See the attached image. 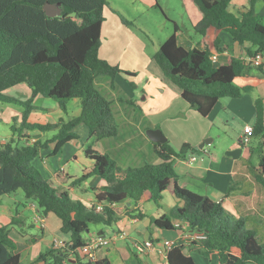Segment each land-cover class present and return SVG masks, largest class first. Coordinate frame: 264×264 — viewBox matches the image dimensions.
Listing matches in <instances>:
<instances>
[{
	"label": "trees",
	"instance_id": "trees-1",
	"mask_svg": "<svg viewBox=\"0 0 264 264\" xmlns=\"http://www.w3.org/2000/svg\"><path fill=\"white\" fill-rule=\"evenodd\" d=\"M202 11L195 31L201 35L202 46L185 48L179 44L180 26L174 23V32L161 44L153 58L164 76L181 89L182 98L201 116H208L216 103L227 97H241L252 85L240 86L239 78L251 77L254 66L241 58H232L229 64L215 65L210 55L222 50L221 34L226 32L233 41L246 47L247 53H264V18L256 11L253 0L246 12L239 15L229 10L231 0H193ZM60 4L59 16L47 15L46 3ZM108 0H0V101L19 103L22 122L12 126L14 134L26 142L19 146L14 139L0 143V197L22 189L27 201H32L38 213L44 217L53 213L61 220V231L70 235L64 247L53 246L40 253L33 261L25 263L11 235L10 225L0 226V264H112L108 258L83 261V248L90 224L115 225L120 219L122 205L133 218L136 210L128 202L137 203L144 194L161 208L160 202L170 191L180 203L168 212L153 218L160 229H179L184 225L190 234L205 236L190 242V250L197 249L209 258L216 255L219 264H264V241L256 229L243 216H236L220 201L183 187L174 166L176 158H186L194 147L184 143L177 150L167 141L152 142L160 163L145 161L142 165L122 167L109 154L85 149L90 163L72 186L80 187L88 178L106 179L108 184L95 188V203L85 204L72 198L69 190L60 191L44 177L34 160L42 149L55 143L56 155L63 147L78 138L77 129L86 126L88 136L98 139L117 137L120 124L113 108V100L104 95L97 82L109 79L117 89L116 76L120 71L134 76L135 72L122 70L100 56L102 25ZM122 20L125 18L122 16ZM126 22V21H125ZM25 83L33 96L55 99L64 112L73 98L81 101L80 114L55 123L32 122V112L41 110L33 99L22 101L6 95V91ZM134 86V83L131 82ZM119 98L129 104V99ZM254 137L260 139L261 155L256 181L264 188V106L257 100ZM51 138H31L30 132L48 133ZM29 131V132H28ZM252 151V150H251ZM233 181L227 194L233 190ZM102 205L101 211L96 209ZM179 222L180 226L175 224ZM167 264H197L194 257L185 252L183 245H176L167 255Z\"/></svg>",
	"mask_w": 264,
	"mask_h": 264
},
{
	"label": "crops",
	"instance_id": "crops-1",
	"mask_svg": "<svg viewBox=\"0 0 264 264\" xmlns=\"http://www.w3.org/2000/svg\"><path fill=\"white\" fill-rule=\"evenodd\" d=\"M140 1L144 2V4L151 10L156 7L162 9L164 7L161 0ZM251 1L252 0H231L229 4V10L232 13L239 15L249 9ZM108 2L109 6L106 7L104 11L105 20L102 25V44L99 51L100 56L108 60L111 64L118 65L122 70L135 72V75L132 76L134 78L132 82H138L139 84H136L143 86L144 89H149L148 91L146 90L147 92L145 93L146 95H150V99L147 101L146 96L142 99L145 101L143 102L142 100L138 101V99L134 97V94L130 92V95L132 96L131 98L127 99L133 101L134 105H131L126 101L127 105L122 111V117L125 119V124L129 130L135 127L138 130V135L140 136L145 125L147 127L146 130L148 128H160L162 129L163 134L167 137V141L174 143V139L168 133V130L171 131V128L173 125H175L174 121H178L180 114L182 113L186 118V123H184V125L190 127L195 123H198L201 126L197 134L191 131V133H193L192 136L188 134L185 136L184 143L194 145L195 142L200 141L201 137H206L209 135L210 130L216 124H219V121H224L225 119L230 121L232 118L234 119V115L237 113V104L241 105V109L248 108L251 112L250 115H254L256 118L257 100L261 99L264 106V68L253 67L250 72V78H239L236 80V83L240 86L252 85V89L250 91L244 92L241 97H227L220 99L208 116L201 117V115L194 108L192 109V107L182 98L181 89L164 76L162 69L153 58L154 54L158 51L163 41L155 44L156 48L154 53L147 54L144 50V44L142 43L140 35L133 31L130 26L131 23H135V21L138 20L132 21V19L129 18L130 16H127L126 10H123L122 6L113 5L110 0H108ZM253 2L256 11L264 18V0H253ZM179 4V18L167 16L168 20L172 21L173 23H177L180 26V30L178 32L179 44L185 48L202 46V37L194 29L195 25L201 20L203 16L202 11L193 0H177V5ZM122 16L125 18L126 22L122 20ZM182 22L187 23L188 26L186 27V25H182ZM141 24L143 23L141 22ZM142 27L144 29L142 31H148L146 25L143 24ZM221 46L222 50L217 52L218 61L215 65L229 64L234 57L242 59L244 55L248 54L246 47H250L249 44L242 46L238 42L233 41L231 35L226 32L221 34ZM116 78L117 80L121 81L119 85L123 89L130 91L126 83L122 81L120 75H117ZM108 86L111 87L110 84H108ZM111 90L113 89L111 88ZM26 95L28 99L32 98L29 97L30 94L28 95V93H26ZM120 97H122V95ZM38 98H40V96H38ZM38 107L41 110L32 112L29 120L32 122L44 123L43 121L45 120H43V117L40 113L47 108L42 104ZM48 113L49 112L46 114L50 115ZM154 117H159L160 123L159 121L158 123L153 122ZM59 119L61 120L63 117L60 116ZM55 122L56 121L53 123ZM84 128L86 129V126ZM131 134L132 137L136 136L134 133ZM30 135L33 139H37L36 136H38L39 139H42L46 134L30 132ZM178 135L179 134L176 136ZM189 136L191 137L189 138ZM14 138L15 134L13 133L11 136H9V138L0 140V143H5L8 140ZM47 138H51V136ZM95 138L97 140V145L93 147L95 150L110 155L112 153L117 158L119 157L117 151L123 149L122 146L116 145L110 141V138L116 137H108L103 139H98L97 137ZM87 139H90L88 135L86 137V140ZM86 140H81L80 136V139H76L67 143L56 155L52 154L55 143H50L47 148L42 149L40 153L41 155L37 157L35 163L42 171L44 177L49 182L51 181L50 183L52 186L56 187L60 191L69 190L72 198L79 199L85 204H91L95 203L96 201L94 189L107 185L108 181L106 179L93 176L81 183L80 187L72 186L71 184L73 180L76 177H79V171L78 169H75L74 172H70L68 169V167H70V161L72 160H74L75 163L83 165L84 168L82 173L84 172V169L90 168V163L86 157L82 159L80 155L81 152H84L85 154V149L87 148ZM104 140H106L105 143L108 141L109 146L107 148L100 147V145H98L102 144ZM25 142L26 139L24 140V143ZM131 149L133 152V160L129 161V163L135 161V165H142L145 162L144 159L146 158L140 156L141 153H143L146 157H151V151L154 152L153 144L149 137L143 140V144L141 146ZM251 150L252 147H247L246 159L249 157ZM244 152L245 151H243L242 154ZM189 156L190 154L188 153L186 158H176L174 161V166L179 173V184L192 190L196 188L200 189V185H198L200 180L202 189L204 191L203 194L205 193V195H208L215 201H220L224 207L234 215L247 218L246 214L242 212V209L245 208L246 203L239 195L238 197H240V200L237 199L236 196H233L235 195L233 194L234 191L238 187L237 176L242 174V169H240V167L238 168L239 173H237V169L235 168L237 166V162L227 161V166L230 167L231 170L220 173L214 171L212 168L217 163L215 157L211 156L212 163L194 165L195 161L190 162ZM155 161L156 162L153 163L162 162L161 159ZM123 166L128 167L130 164H126L124 162ZM210 171H212L214 175L210 176ZM230 173L234 176H231ZM209 177L211 178L210 180ZM207 180L208 182H206ZM232 181L234 184L233 190L231 192L232 194H227L228 188ZM197 189L195 191L198 192L199 190ZM169 196L173 199L172 195ZM149 199L150 195L149 193H146L137 203H133L131 201L130 204H128V206L136 210V212H134L135 215L141 213L142 217L133 218L132 216L128 215L126 209L120 205V219L115 225L107 226V231H105L103 228L97 230H91V228H89V231L85 235L87 243L98 235L112 238L115 233H120L122 231H126L127 233L126 237L113 238L111 239V242L108 246L98 249L97 259L108 258L112 264H167L168 261L166 256L160 255L156 251H150L144 254H138L134 251L133 242L135 240L143 241L146 239H152L159 244H161L166 239L171 240L175 243V245H183L185 252L194 257V252L189 249L190 242L188 241V238L191 234L185 225L179 229L167 230L160 229L152 223L153 218L159 217L162 213L168 212L171 208V205L176 204V201L173 199L174 202L167 210L163 209L161 206V208H157L155 211L152 210L154 214L150 215L144 208V203ZM26 202L28 205L21 209V202L13 197L12 194L0 197V226L10 225L12 238L20 249L22 256L24 255V252L26 253L27 251L31 259L34 260L39 254L35 252V249H32L33 246L31 245L34 243L37 244L38 242L48 241V246L50 247L49 249H51L53 246H55L57 240L67 242L70 239V235L67 234L68 236L60 238L56 237L55 234L57 231H61L60 218L55 214L50 213L45 217L44 224L38 222L35 219V204L32 201L26 200ZM29 216L32 217L34 223L37 222L41 224L43 232L41 236H36L35 234L28 232V228L34 225L28 224L27 217ZM46 234L53 236L52 238L47 239L44 237ZM214 257L217 256L214 255L213 258ZM83 261L89 260L85 257ZM75 262V257H70L69 263L75 264Z\"/></svg>",
	"mask_w": 264,
	"mask_h": 264
},
{
	"label": "rangeland",
	"instance_id": "rangeland-1",
	"mask_svg": "<svg viewBox=\"0 0 264 264\" xmlns=\"http://www.w3.org/2000/svg\"><path fill=\"white\" fill-rule=\"evenodd\" d=\"M110 1L113 5L122 6L123 10H126L127 16H130L129 18L132 19V21L138 20L135 21L136 24L133 22L131 23L130 26L133 31H135L138 35H140V38L142 39V43L144 44V50L146 51L147 54L154 53L156 48L155 44L160 41L164 42L174 32V23L168 20L167 16H174L179 18L178 10L180 4L177 5V0H161L164 6L163 9L156 7L152 10L149 9V7H147L144 4V2L140 0H110ZM141 22L144 25H146V28L148 30L146 32L148 34L142 31L144 29L142 27L143 24H141ZM183 24L184 26L186 25V27L188 26L187 23L182 22V25ZM117 75H120L122 81L126 83L130 91L123 89L119 85L121 81L117 80V78H116L118 84L117 89H113L112 87L108 86V84H110L108 79H102L99 80L98 82V86L104 92V95L113 100L114 112H116L119 124L121 126L120 134L116 138H110V141L115 143L116 145H121L123 149L117 151L119 156L118 158L112 153L111 156L122 167H124L123 166L124 162L126 164H130L131 166H134L135 161L129 163V161L133 160V152L131 148H138L143 144V140L147 139L148 137L146 134L147 127L146 125L143 127V132L141 133L140 136L138 135L137 132L138 130L135 127L129 130V128L125 124L126 123L125 119H123L122 117L123 116L122 111L127 104L125 101H121L118 97L119 95H122V98L124 99L131 98L132 95H130V92H132L134 94V97L138 99V101H141L146 96L148 101V99H150V95H146L145 92H147L149 89L147 88L144 89L143 86L138 85L139 84L138 82H136L138 84L133 82L134 83L133 86L131 82L133 81L134 78L131 75H126L125 73H123V71H120ZM111 88L113 90H111ZM5 93L10 97L17 98L22 101H26L28 99L26 93H28V95L30 94L29 97H32V99L34 100L33 101L34 105L40 106L42 104L44 105V107L47 108L46 110H43L41 113L39 112L43 117V120H45L43 121L44 123H53L54 121L58 122L60 121L59 119L60 116H62L65 119V121H67L79 115L81 111V101L79 98H73L69 100L68 110L67 112H64L61 109L59 103L55 99L45 98L43 96H40V98L34 97L31 89L25 83L14 86L8 89ZM21 109H24V106L20 105L19 103H15V102L7 103L0 101V140L7 139L9 138V136H11L14 133L12 131L13 125L19 127L20 123L22 122ZM46 111L49 112L48 114L50 115H47ZM250 114L251 112L248 108L241 109V105L237 104V113L234 115V119L232 118L230 121H227V119H225L224 121H219V124H216L210 130L209 135H207L206 137H201L200 141H197L194 143V145H192L195 148L194 151L188 153L190 154L189 158H191L192 156L197 157V161L194 162V165L203 164V163L205 164L212 163L211 156L215 157L217 163L212 168L214 171L220 173H223V171L231 170V168L227 166V161L237 162V166L235 167L237 169V173H239L238 168L240 167V169H242V174L237 176L238 187L234 191L233 194L235 195L233 196H236L237 199L242 197L243 201L246 203V206L245 208H243L244 210L242 209V212L246 214L248 218L249 226L256 229L259 234V238L262 241H264V188L256 181L257 171L255 169V166L258 165L261 155L260 139L258 137H254L251 140L249 146L252 147V151L250 152V155L247 159H246L247 157L246 147L243 148V151L245 152L241 155V157L234 158L227 154L228 151L235 149L237 146H240L238 140L241 134L243 133L244 128L247 125L253 126V124L255 123V119H256L255 116L254 115L252 116ZM185 119L186 118L184 117V114L181 113L179 120L174 121L175 125H173V127L171 128V131L168 130V133L174 139V143L172 142L173 144L172 143L171 144L173 147L177 148V150H179L184 144L186 134L192 136L193 133L197 134L201 128V126L198 123H195L190 127H187L186 125H184V123H186ZM159 120H160L159 117H154L153 122L158 123ZM84 127H85L84 125H81V127L77 129L78 133L81 136V140L83 141L86 140V137L88 135V130L87 128L85 129ZM191 131L193 133H191ZM55 132H56L55 130H52L49 131L48 133H45L46 135L42 139L44 140L47 137L53 136ZM131 133H134L136 136L132 137ZM177 134L179 135L176 136ZM191 136H189V138ZM36 137L37 139H39L38 136ZM95 137L96 136H93L90 139L86 140V147L89 145H92V147L97 145V140ZM14 140H15L14 141L15 145L21 146L24 144V140H22V138L19 139L17 137V133L15 134ZM105 141L106 140H104L102 144H98V145H100V147L107 148L109 144L108 141L106 143ZM204 142H206V144L201 149L200 145ZM80 155L82 159H84L85 157L84 152L83 153L81 152ZM140 156L146 158L144 159L145 161L156 162L155 160H160V158L156 154H154L153 151H151V157H146L143 153H141ZM34 165L39 169V167L35 163V160H34ZM83 168L84 167L82 164L75 163L74 160L70 161V167H68L70 172H74L75 169L76 170L78 169L79 171L78 176L82 174ZM209 175L212 176L214 174L212 173V171H210ZM231 176L234 175L231 174ZM210 179L211 178L209 177V180ZM206 182H208V180ZM198 185H200L199 186L200 189L197 188L196 189L199 190L198 192L203 194L204 191L202 189L200 180L198 182ZM169 195H172L173 199L176 201V204L180 201L173 194H171L169 190L166 191L163 195L162 201L160 202V205L165 210H167L169 206L174 202V200ZM238 195L240 197H238ZM12 196L21 202L20 205L21 209H23L25 206L28 205L22 189L16 190L14 193H12ZM174 205H171V207H173ZM144 208L148 212V214L152 215L154 214L152 210L155 211L158 207L151 199H149L147 202L144 203ZM27 222L28 224H34L28 228L29 233L35 234L36 236L42 235L43 232L40 223L37 222L34 223L31 216L27 217ZM90 228L91 230H97L103 228L105 231H107V225L104 224H90ZM52 236L53 235H48V234L44 235V237L47 239L52 238ZM55 236L60 238V237H66L68 235L63 233L62 231H57ZM31 246H33L32 249H35V252H37V254H40L42 252L43 253L47 252L50 248L48 246V241L38 242L37 244L34 243ZM193 252H194V259L197 264H219L217 257L213 258L212 256L211 258H209L203 254H200L197 251V249H194ZM22 261L25 263H29L33 261L30 255H28L27 251L26 253L24 252V255L22 256Z\"/></svg>",
	"mask_w": 264,
	"mask_h": 264
},
{
	"label": "built area",
	"instance_id": "built-area-1",
	"mask_svg": "<svg viewBox=\"0 0 264 264\" xmlns=\"http://www.w3.org/2000/svg\"><path fill=\"white\" fill-rule=\"evenodd\" d=\"M210 59L212 60V62L214 64L217 63L218 61V55L217 53H213L210 55ZM242 60L247 63L250 64L254 67H260V68H264V53L263 52H256L252 55L247 54L244 55L242 57ZM254 137V128L252 125H247L244 128L243 133L241 134V136L239 137V144L241 147L243 148H247L250 145L251 140ZM33 141H35V139H33ZM197 157L196 156H192L189 161L193 162L196 161ZM35 211H36V221L41 222L44 224L45 222V217L40 215L38 213V210L36 208V206L34 205ZM103 208L102 205H97L96 209L98 211H101ZM176 226H180V223L177 222L175 224ZM127 233L126 231H122L120 233H115L113 235L112 238H107V237H102V236H96L94 239H91L88 243H86L85 247L83 248L84 253L86 254L85 257L89 260V261H95L97 260V250L108 246L111 242V239L113 238H117V237H126ZM205 238V236L202 235H196V234H191L188 238L189 241H193V240H198V239H203ZM66 245V241H62V240H57L55 243V247L61 248L64 247ZM175 243L171 240H164L161 244L157 243L156 241L152 240V239H146L143 241H139V240H135L133 242V249L136 253L138 254H144V253H148L150 251H156L158 254L160 255H165L167 257L169 251H171L174 247H175ZM69 264H73V263H69Z\"/></svg>",
	"mask_w": 264,
	"mask_h": 264
},
{
	"label": "water",
	"instance_id": "water-1",
	"mask_svg": "<svg viewBox=\"0 0 264 264\" xmlns=\"http://www.w3.org/2000/svg\"><path fill=\"white\" fill-rule=\"evenodd\" d=\"M44 9L47 13V15L54 17V16H59L62 13V8L60 4H54V3H46L44 6ZM146 134L149 137V139L152 142H158V143H165L167 142V137L163 134L162 130L160 129H154V128H148L146 130ZM206 142L202 143L200 145V148L202 149L205 146ZM243 152V147L238 146L233 150H230L227 152L229 156H232L234 158L240 157V155ZM130 204V202L128 203Z\"/></svg>",
	"mask_w": 264,
	"mask_h": 264
}]
</instances>
